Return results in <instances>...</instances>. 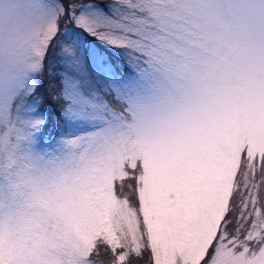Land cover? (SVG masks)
Listing matches in <instances>:
<instances>
[{
    "label": "rangeland",
    "instance_id": "1",
    "mask_svg": "<svg viewBox=\"0 0 264 264\" xmlns=\"http://www.w3.org/2000/svg\"><path fill=\"white\" fill-rule=\"evenodd\" d=\"M0 264H264V0H0Z\"/></svg>",
    "mask_w": 264,
    "mask_h": 264
},
{
    "label": "trees",
    "instance_id": "2",
    "mask_svg": "<svg viewBox=\"0 0 264 264\" xmlns=\"http://www.w3.org/2000/svg\"><path fill=\"white\" fill-rule=\"evenodd\" d=\"M126 57V56H125ZM128 57H126V59H127ZM123 56L120 54V56H119V63H121L122 61H123ZM131 69H132V66H127V69L123 66V63L121 64V65H119V71L120 70H122V72H124V71H131ZM58 112H59V109H58ZM57 111L54 113V115L55 116H57L56 114L58 113ZM53 114V113H52ZM47 127H50V125H48ZM50 128H55L54 126L53 127H50Z\"/></svg>",
    "mask_w": 264,
    "mask_h": 264
}]
</instances>
